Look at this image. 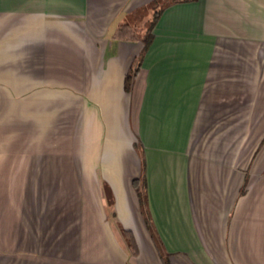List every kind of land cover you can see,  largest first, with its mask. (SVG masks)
<instances>
[{"label": "crops", "instance_id": "crops-1", "mask_svg": "<svg viewBox=\"0 0 264 264\" xmlns=\"http://www.w3.org/2000/svg\"><path fill=\"white\" fill-rule=\"evenodd\" d=\"M0 121V264H264V0H0Z\"/></svg>", "mask_w": 264, "mask_h": 264}, {"label": "trees", "instance_id": "trees-1", "mask_svg": "<svg viewBox=\"0 0 264 264\" xmlns=\"http://www.w3.org/2000/svg\"><path fill=\"white\" fill-rule=\"evenodd\" d=\"M158 13H159V10L153 14V20H151V23L149 24V27L147 29V32L145 33L144 38L142 40L143 41V44L145 45V47L148 45V43L150 42V40L152 38L151 37L152 35H151V32L150 31H151V29L153 27L154 20L158 16ZM115 37L125 38V39L133 38V37H135L134 30L128 24L120 25L117 28L116 32H115ZM138 69H139V64H135L127 72V74L125 76V81H124V88H125L126 91H130L132 81L135 78ZM133 185H134V187H135V189L137 191L140 205L142 206L143 205V195H142V186H143V183L141 184V179H139V178L138 179H135L133 181ZM124 234H125V237H126V240H127V245L129 247V249L131 250V252L133 253L134 256L137 255L136 245L134 243V240L132 238L131 233L130 232H124ZM165 264H167V263L165 262Z\"/></svg>", "mask_w": 264, "mask_h": 264}, {"label": "rangeland", "instance_id": "rangeland-1", "mask_svg": "<svg viewBox=\"0 0 264 264\" xmlns=\"http://www.w3.org/2000/svg\"><path fill=\"white\" fill-rule=\"evenodd\" d=\"M141 27L139 26V29H140ZM1 122V121H0ZM23 131H24V129H23ZM28 140V136H22V142L24 143V142H26ZM0 144H1V126H0ZM22 154H24V153H22ZM0 155H1V153H0Z\"/></svg>", "mask_w": 264, "mask_h": 264}]
</instances>
